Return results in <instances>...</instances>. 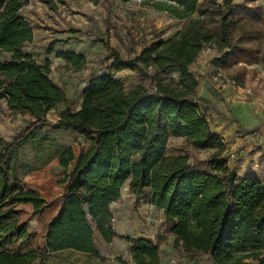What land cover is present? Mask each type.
Listing matches in <instances>:
<instances>
[{
  "label": "trees",
  "instance_id": "1",
  "mask_svg": "<svg viewBox=\"0 0 264 264\" xmlns=\"http://www.w3.org/2000/svg\"><path fill=\"white\" fill-rule=\"evenodd\" d=\"M27 2L0 0V98L10 114L32 120L14 142L0 140V264H42L63 250L97 255L94 231L106 243L116 236L111 205L126 182L136 201L148 191L150 203L171 224L173 245L187 254L208 256L213 264H264V180L239 177L230 167L223 156L226 144L202 112L199 81L190 70L206 47L219 54L220 68L239 59L259 61L246 32L226 17L232 0H223L225 10L215 27L204 22L207 10H199V0H140L185 20L129 59L108 48L111 70L139 72L151 90L143 80L125 90L112 73L98 74L82 89L76 111L49 77V64H38L22 49L33 38L20 14ZM42 2L55 6L54 0ZM56 56L73 72L85 65L81 55L70 51ZM230 77L244 85L238 74ZM59 105L57 118L49 120L48 112ZM45 129L75 135L41 171L21 182L17 152L31 141H45ZM173 136L194 149L211 150L208 171H190L184 155H165ZM30 220L42 223L43 230L30 231ZM127 240L132 264H160L162 240Z\"/></svg>",
  "mask_w": 264,
  "mask_h": 264
},
{
  "label": "rangeland",
  "instance_id": "2",
  "mask_svg": "<svg viewBox=\"0 0 264 264\" xmlns=\"http://www.w3.org/2000/svg\"><path fill=\"white\" fill-rule=\"evenodd\" d=\"M61 1L55 0V6L50 7L40 0H31L23 14L35 32L46 31L66 38L41 43L42 54L38 55L48 53L53 42L69 43L83 52L87 64L81 72H69L61 65L54 69L60 78L65 79V90L73 107L79 103L80 84L94 74L112 73L121 80L125 90L143 80L151 90L148 79L139 72L111 70V59H105L108 48L114 49L121 58L129 59L150 42L165 39L180 29L185 20L173 19L164 12L140 4V0ZM199 1V10H207L204 22L215 27L225 10L223 0ZM226 17L235 19L239 28L246 32V43L258 50L259 61L239 59L220 68L215 62L219 54L206 47L190 65V70L199 81L202 112L210 128L214 132L219 130L217 134L226 144L223 156L230 167L242 172L243 176L264 180V141L258 142L264 134V0H232ZM50 18L55 24L48 21ZM234 74L243 79V86L232 80L230 76ZM55 114L57 111L50 112L47 118L54 120ZM31 122L28 116L11 115L3 99L0 100L2 142H14ZM44 132L48 137L45 141H31L17 152L16 175L21 182L32 172L41 171L46 166L43 164L68 145L75 135L71 131L45 129ZM210 154L211 150L194 149L184 138L176 136L169 138L165 148V155L186 156L190 171H208ZM243 163L244 167L240 168ZM121 192L118 201L111 205L117 232L115 241L106 244L94 231L97 255L69 250L50 255L42 264H132L127 239L136 237L150 238L155 242L162 240L160 264H213L208 256L189 255L173 245V237L169 235L171 224L165 221L161 209L150 203L147 190L137 201L128 189L123 188ZM32 221L37 220H30L29 227Z\"/></svg>",
  "mask_w": 264,
  "mask_h": 264
},
{
  "label": "crops",
  "instance_id": "3",
  "mask_svg": "<svg viewBox=\"0 0 264 264\" xmlns=\"http://www.w3.org/2000/svg\"><path fill=\"white\" fill-rule=\"evenodd\" d=\"M40 1H42V0H40ZM31 2V0H28V2H27V4L26 5H24L23 7H22V9L20 10V14L25 18V20L29 23V21L26 19V17H25V15L23 14L24 13V10H25V8H27V6H28V4ZM54 2H55V0H54ZM46 6V5H45ZM54 9V8H53ZM52 19L53 18H50L48 21H50V23L51 24H55V21H52ZM29 25L31 26V24L29 23ZM31 28H32V26H31ZM32 31H33V38H32V40L30 41V42H26V43H24L23 44V46H22V49H23V51L24 52H26V53H29L31 56H32V58L38 63V64H45L46 62L49 64V68H50V72H49V77L51 78V80L53 81V82H55V83H57L59 86H61L62 88H63V90H64V92H65V94H66V96H67V98L68 99H71L70 98V96H68V93L66 92V90H65V79L64 78H60L59 76H58V74H56V72H55V67L56 66H58V65H61L62 67H63V69H66V70H68L69 72H73L70 68H65V64H66V61L63 59V58H61V57H59V56H56V52H67V51H70V52H73L74 54H79V55H81L84 59H85V56H84V54H83V52L80 50V48L79 47H75V46H70L69 45V43H64V44H61V42H59V43H56L54 46H53V50L50 52V53H45V52H43V55H38V54H42L41 52H40V49H41V43L42 44H45V43H47V42H49V41H51L52 39H58V40H61L62 41V39H66V38H64V37H62V36H59V35H56V34H52V33H50V32H46V31H43V32H41V33H37V32H35L34 31V29L32 28ZM69 42V41H68ZM151 43V42H150ZM148 45V44H147ZM143 48V47H142ZM142 48H141V50H142ZM107 50V49H106ZM86 64H87V62H86V59H85V65H84V67L81 69V70H79V71H76V72H73V73H79V72H81L85 67H86ZM96 75H98V74H94V75H90L82 84H80V87H79V93H78V95H79V103L75 106V107H73V105H72V109L74 110V111H76V110H78L79 109V107H80V103H81V91H82V89L87 85V83H88V81H89V79L90 78H92L93 76H96ZM3 98H0V100H2ZM3 104H4V106H5V101H4V99H3ZM63 108V106L62 105H59L57 108H56V110L54 109V110H51L50 112H54V111H59V110H61ZM50 112H48V114L50 113ZM11 115H13V116H18V115H20L19 113H13V114H11ZM57 118V114H55V119ZM54 119V120H55ZM218 131L219 130H216V133H218ZM65 132H69V131H65ZM263 136H264V134H263ZM261 137L260 138V140H258V142H261V141H264V137ZM247 141V140H246ZM249 141V140H248ZM67 146V145H66ZM62 150V149H61ZM60 150V151H61ZM60 151H58L57 153H56V155H54L53 157H51L46 163H44L43 165H46L51 159H53L55 156H57L59 153H60ZM242 166V167H241ZM240 168H243L244 167V163H243V165H240L239 166ZM263 167V166H262ZM236 171V173L238 174V176L239 177H242L243 176V173L242 172H240V171H238V170H235ZM264 172V171H263ZM25 177V175L22 177V178H24ZM262 180V179H261ZM128 189V183L126 182L124 185H123V187H122V189ZM122 189H121V191H122ZM129 190V189H128ZM129 192H130V194H132V192L129 190ZM122 193V192H121ZM133 195V194H132ZM133 197H135L134 195H133ZM118 201V200H117ZM116 201V202H117ZM115 203V202H114ZM113 203V204H114ZM112 210V209H111ZM112 224H113V231H114V233L115 234H117V232L115 231V229H114V216H113V219H112ZM28 229L30 230V231H33V232H41L42 230H43V225L41 224V223H39V222H37V221H32L31 222V224H30V227H29V225H28ZM98 235V234H97ZM99 237H100V235H98ZM101 238V237H100ZM136 238H139V237H136ZM102 239V238H101ZM115 239H116V237H114L113 239H112V241L110 242V243H106L103 239H102V241H104L106 244H111L113 241H115ZM95 244V243H94ZM129 245H130V243L128 242V253H129ZM95 247H96V245H95ZM96 249H97V247H96ZM63 251H69V250H63ZM63 251H58V252H55V253H60V252H63ZM97 251H98V249H97ZM55 253H52V254H55ZM52 254H50V255H52ZM49 255V256H50Z\"/></svg>",
  "mask_w": 264,
  "mask_h": 264
},
{
  "label": "built area",
  "instance_id": "4",
  "mask_svg": "<svg viewBox=\"0 0 264 264\" xmlns=\"http://www.w3.org/2000/svg\"><path fill=\"white\" fill-rule=\"evenodd\" d=\"M223 140V139H222ZM224 141V140H223Z\"/></svg>",
  "mask_w": 264,
  "mask_h": 264
}]
</instances>
